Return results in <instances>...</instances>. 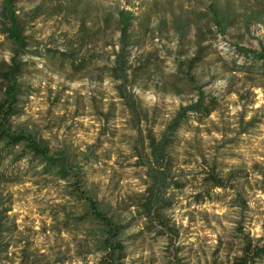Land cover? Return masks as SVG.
Instances as JSON below:
<instances>
[{
  "label": "rangeland",
  "instance_id": "374dc122",
  "mask_svg": "<svg viewBox=\"0 0 264 264\" xmlns=\"http://www.w3.org/2000/svg\"><path fill=\"white\" fill-rule=\"evenodd\" d=\"M3 1L0 76L14 54ZM15 10L27 46L9 123L81 166L82 189L124 225L123 264L221 263L243 239H264V0H20ZM124 10L134 16L125 31ZM200 96L213 110L170 131ZM147 134L170 139V179L183 184L163 211L173 240L131 205L148 181ZM65 189L31 173L0 183V228L10 229L0 231V264H103L91 227L72 225L79 206Z\"/></svg>",
  "mask_w": 264,
  "mask_h": 264
},
{
  "label": "trees",
  "instance_id": "16d2710c",
  "mask_svg": "<svg viewBox=\"0 0 264 264\" xmlns=\"http://www.w3.org/2000/svg\"><path fill=\"white\" fill-rule=\"evenodd\" d=\"M18 1L20 0H4L1 7L2 17L7 22L3 25L4 34L13 43L14 54L9 66L0 76V183L14 182L28 173L33 177H49L62 181L66 185L64 190L66 195L76 202V206H79V210L76 208L77 212L70 219L72 225L87 223L91 227L88 231L97 236L99 247L104 252L103 264H123L121 261L125 258L124 247L115 239L122 233L124 225L118 224L86 190L82 189L81 166L64 152L50 153L49 149L38 143L32 135L15 130L9 123V120L19 113V102L24 95V87L19 80L22 64L18 58L26 52L27 41L22 34L15 10ZM212 3H209V8L214 23L221 27L225 19L216 11ZM120 15V26L125 31L134 16L127 10L120 11ZM173 24L178 23L175 21ZM177 35L181 36V33L177 32ZM251 55L255 56V54ZM120 97L133 121L140 122L146 117L135 100L125 94H121ZM209 103L214 105L215 102L212 100ZM212 110L211 106L204 104V97L200 96L194 103L181 107L176 112L168 124V129L174 132L185 125L190 115L201 118ZM146 137L150 158L148 161L145 160L144 164L148 181L144 190L137 192L136 200L131 205L144 223H153L160 229L168 230V232L163 231L162 235L173 240L178 236V231L169 224L163 211L172 206V202L166 198L168 192L171 189H180L183 184L171 182L170 179L172 163L168 159L166 144L170 139L163 137L156 142L151 135L147 134ZM138 156L143 159L141 154ZM23 162L25 166L21 168L20 164ZM0 231L9 232L10 229L0 228ZM238 252L239 254L228 261L212 264H264V239H243Z\"/></svg>",
  "mask_w": 264,
  "mask_h": 264
}]
</instances>
